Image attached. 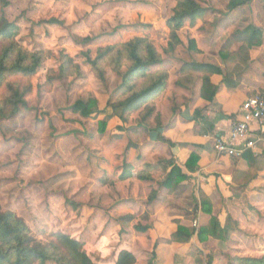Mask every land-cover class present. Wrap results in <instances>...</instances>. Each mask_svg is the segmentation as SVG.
Listing matches in <instances>:
<instances>
[{
  "label": "clouds",
  "instance_id": "9594fccd",
  "mask_svg": "<svg viewBox=\"0 0 264 264\" xmlns=\"http://www.w3.org/2000/svg\"><path fill=\"white\" fill-rule=\"evenodd\" d=\"M2 5L0 264H264V0ZM221 49L242 107L202 92Z\"/></svg>",
  "mask_w": 264,
  "mask_h": 264
},
{
  "label": "rangeland",
  "instance_id": "374dc122",
  "mask_svg": "<svg viewBox=\"0 0 264 264\" xmlns=\"http://www.w3.org/2000/svg\"><path fill=\"white\" fill-rule=\"evenodd\" d=\"M197 1V0H196ZM18 2H23V0H18ZM29 2H31V0H29ZM47 2H53V0H47ZM55 3H61V2H67L69 4H85V3H89L91 2V0H54ZM174 2V1H173ZM217 3L223 4L225 3V0H216ZM12 3V0H10V4ZM80 9L78 8H70L69 11L71 13L72 16H75L76 13L79 11ZM33 10L28 9L25 10V12H22L21 15H25L27 13L32 12ZM207 11H209L207 9ZM4 12V11H3ZM4 16L5 18L11 22L14 23L17 26V21L21 18L20 16H16V10L12 9L11 11L8 12H4ZM15 16L16 19L13 20L12 17ZM50 20H55L57 21L56 24L54 23H50ZM135 23L131 24V25H126L125 27H140L141 29H151L152 27H154L156 25V19L154 14L149 13V12H145L143 14V18H141V16L138 14L136 17H134ZM61 23H67V18H65V21H60L58 19V17L55 16H49L46 18H42L38 21V25L42 26V25H49V26H55ZM36 27V26H33ZM21 30V29H19ZM28 33L29 35H32L33 33V29H28ZM193 34H198V30H194ZM46 36H49V40L48 43L46 45H42L41 47L47 48V50L50 52V54L52 56H59V53L61 52H67L66 48H63L61 41H63L65 39V35L64 34H60L56 31H53L51 34L46 33ZM21 39H24V37H22ZM99 38H97L98 40ZM194 43L190 44V53L195 56L200 52H197V45L195 43V40H193ZM213 57V56H211ZM201 62H207V60L203 57L200 58ZM46 66V65H45ZM137 195H139V191H137ZM160 213V216L164 217L165 219H167L168 217H170L172 215V213L170 212H166V210H158ZM172 223H174V221L168 220V225H171ZM166 225H165V220H161L160 221V230L163 231L165 229Z\"/></svg>",
  "mask_w": 264,
  "mask_h": 264
},
{
  "label": "trees",
  "instance_id": "16d2710c",
  "mask_svg": "<svg viewBox=\"0 0 264 264\" xmlns=\"http://www.w3.org/2000/svg\"><path fill=\"white\" fill-rule=\"evenodd\" d=\"M175 2V0H173ZM182 3L186 9V11L183 14H187V15H191L194 13H199L201 15L204 14L206 9H201L196 7V0H182ZM10 4V0H3V5L2 6H8ZM171 19L175 20L176 17H172ZM50 23H54L56 24L57 21L55 20H50ZM167 23V22H166ZM0 24L3 25V30H0V39L3 38H8L14 29H16L17 31H19V29H17V26L14 23L9 22L5 16H4V12L0 11ZM194 43V41L191 39L189 41V48H190V44ZM49 52V51H48ZM50 53V52H49ZM61 53H59L60 56ZM226 58H222V61H224ZM204 68L211 70L212 74H221L223 76V82L225 80L228 79L229 74L225 73L224 71L222 72L218 67L212 66V65H208V64H201ZM210 88L211 90V94L215 95L217 92V87L213 86L212 84H210L209 79L208 78H204L203 79V83H202V92L206 91V88ZM247 158V157H246ZM245 259H251L254 261H259L260 258H256V257H251V258H245Z\"/></svg>",
  "mask_w": 264,
  "mask_h": 264
},
{
  "label": "crops",
  "instance_id": "0c3cea01",
  "mask_svg": "<svg viewBox=\"0 0 264 264\" xmlns=\"http://www.w3.org/2000/svg\"><path fill=\"white\" fill-rule=\"evenodd\" d=\"M206 12H207V9L205 10L204 13H206ZM197 38H198V34H193L192 40H195L196 45H197ZM204 51L205 50L202 49V48L201 49H197V52H204ZM260 55H262V54L261 53L257 54L258 57ZM211 56L217 57V62L207 63V62L199 61V63L200 64H208V65H212V66L218 67L222 72L224 71L225 73H227L226 70L222 69V67H221V63L223 62L222 58H226L223 55V50L221 49L220 53H211V52H209L207 54V57H203V56L202 57L207 60ZM205 78H208V77H205ZM208 79H209L210 84H212L213 86L217 87V91H221L223 93L221 95V97H220V100L224 102L226 107H241V104L239 103V97H237V96L229 97L226 92H224L222 89H220L219 86L223 83V81H222L223 80V76L221 74H212L211 78H208ZM210 88L211 87L208 86V88H206L205 92H208L210 90ZM226 115L228 116V118H233L235 116V113L234 112H228V113H226ZM221 118H223V116ZM225 183H227V181H225Z\"/></svg>",
  "mask_w": 264,
  "mask_h": 264
},
{
  "label": "built area",
  "instance_id": "2783aa9c",
  "mask_svg": "<svg viewBox=\"0 0 264 264\" xmlns=\"http://www.w3.org/2000/svg\"><path fill=\"white\" fill-rule=\"evenodd\" d=\"M243 105H241V107H242ZM250 111H251V109H249Z\"/></svg>",
  "mask_w": 264,
  "mask_h": 264
}]
</instances>
